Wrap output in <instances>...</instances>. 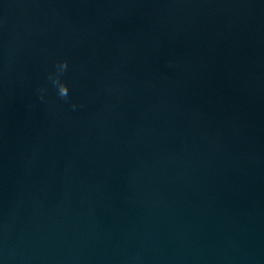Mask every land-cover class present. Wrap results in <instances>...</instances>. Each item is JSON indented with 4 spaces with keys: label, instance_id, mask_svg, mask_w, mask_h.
Here are the masks:
<instances>
[{
    "label": "water",
    "instance_id": "water-1",
    "mask_svg": "<svg viewBox=\"0 0 264 264\" xmlns=\"http://www.w3.org/2000/svg\"><path fill=\"white\" fill-rule=\"evenodd\" d=\"M0 264H264V0H0Z\"/></svg>",
    "mask_w": 264,
    "mask_h": 264
},
{
    "label": "clouds",
    "instance_id": "clouds-1",
    "mask_svg": "<svg viewBox=\"0 0 264 264\" xmlns=\"http://www.w3.org/2000/svg\"><path fill=\"white\" fill-rule=\"evenodd\" d=\"M68 67L69 62L67 59L58 60L55 64V73L49 74V79L51 80L52 84L56 87L57 96L64 101L70 100V87L65 81L62 80V76L67 71ZM38 93L40 99L43 100L45 98L46 89L41 87L38 89ZM80 107H83V105L71 103V109L73 111L77 110Z\"/></svg>",
    "mask_w": 264,
    "mask_h": 264
}]
</instances>
